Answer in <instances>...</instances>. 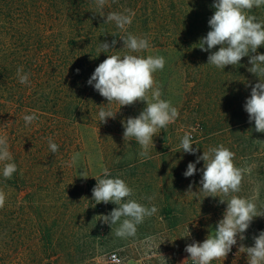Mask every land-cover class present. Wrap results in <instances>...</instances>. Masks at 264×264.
<instances>
[{
    "label": "trees",
    "instance_id": "obj_1",
    "mask_svg": "<svg viewBox=\"0 0 264 264\" xmlns=\"http://www.w3.org/2000/svg\"><path fill=\"white\" fill-rule=\"evenodd\" d=\"M213 3L105 0L101 8L97 0H0V137H7L12 155L11 161L0 162V191L6 196L0 208V264H54L57 231L49 226L43 207L35 206L39 205L36 198L54 191L51 179L59 176L60 168L70 160V149L76 143L75 126L82 113L92 116L101 109L111 111L112 102L87 83L95 68L107 55L145 57L144 50L130 52L123 47L120 39L134 32L154 33L155 47H178L197 34L207 35L208 21L215 11ZM126 10L134 16L124 30L114 21L105 22L109 13L129 15ZM249 14L264 22V5L254 7ZM114 39L115 48L104 52L102 42L111 44ZM257 53L264 54V46ZM248 59L223 69L230 83L227 103L216 116L201 121L203 135L192 137L193 148L199 150L195 154L182 151L178 167L183 180L184 163L190 157L195 162L203 151L223 145L234 153L235 166L244 170L237 196L254 199L259 214L264 213V142L258 140L264 141V133L255 131L254 121L249 122L244 110L251 94L249 84L258 82L248 71ZM21 67V75H28L27 84L19 81L17 70ZM33 114L36 119L26 124L24 117ZM86 120L93 122L92 118ZM182 132L189 131L184 128ZM49 138L59 146L56 153L50 150ZM7 162L17 166L11 178L3 176ZM165 200L169 208L160 213L161 222L172 228L187 223L188 215L168 197ZM216 200L220 204V199ZM37 213L38 219L34 216ZM261 231L264 216L253 219L244 233L245 240L254 244L253 237Z\"/></svg>",
    "mask_w": 264,
    "mask_h": 264
},
{
    "label": "rangeland",
    "instance_id": "obj_2",
    "mask_svg": "<svg viewBox=\"0 0 264 264\" xmlns=\"http://www.w3.org/2000/svg\"><path fill=\"white\" fill-rule=\"evenodd\" d=\"M132 35L148 40L145 57H164V68L153 73L154 89L159 88L160 99L169 101L179 115L174 123L156 133L147 156H141L143 149L135 138L124 140L123 122L128 117L138 116L146 107L145 102L121 107L113 101L110 109L116 115L108 118L107 123H101L98 114L82 113L75 126L76 143L70 149V160L60 168V175L51 179L54 191L36 198L39 205L35 206L43 207L49 226L57 231L58 253L52 259L54 264H113L109 260L112 253L120 256L121 264H165L163 257L167 264H193L185 252L186 245L203 242L208 235H214L218 221L223 218L226 204H218L216 199L227 197L219 194L220 198H205L206 194L199 190L203 165H196L197 172L191 177L184 176L183 180L178 167L183 156L180 145L185 133L182 129H188L191 137H200L203 135L201 121L216 116L215 112L227 103L230 83L225 71L207 64L208 56L219 46L202 51L198 43L206 35L197 34L178 47H155L152 32L138 31ZM148 99H152L151 91ZM86 118H92L93 122ZM77 153L79 157L73 163L72 158ZM194 160L192 156L184 165L187 167ZM101 165L109 170L110 178H121L132 189V196L126 200L134 199L148 208H157L155 214L137 225L133 236L119 237L116 235L119 222L109 225L101 221L100 215L109 214L117 207L115 204L97 206L92 203V189L96 184L93 177L101 175L103 178ZM82 171L89 178L80 177ZM189 185L192 192L188 191ZM166 197L188 215L187 223L172 228L161 222L160 213L169 208L165 206ZM38 215H34L36 219ZM188 229L191 236L186 237ZM240 244L253 245L238 236L237 244L226 259L213 260L211 264H247L246 253H238Z\"/></svg>",
    "mask_w": 264,
    "mask_h": 264
},
{
    "label": "clouds",
    "instance_id": "obj_3",
    "mask_svg": "<svg viewBox=\"0 0 264 264\" xmlns=\"http://www.w3.org/2000/svg\"><path fill=\"white\" fill-rule=\"evenodd\" d=\"M98 6L103 7L105 0H97ZM264 5V0H214L212 7L214 14L208 21L210 31L199 41V48L208 52L219 46L217 51L211 52L207 64L224 69L228 65H239L244 57H248L251 67L248 71L258 77V82L251 87L250 97L246 99L244 110L247 112L249 122L254 121L255 131L264 133V54L257 53V49L264 46V22H258L250 11ZM130 14L109 13L105 22H115L124 30L132 22L134 13ZM123 47L130 52H139L149 47L148 40L129 34L120 39ZM117 41L102 42L104 52L115 48ZM206 46V47H205ZM78 58V57H77ZM165 65L163 56H137L133 54L107 55L94 70L87 83L104 97L108 103L117 102L121 107L130 106L137 101L145 102L146 107L136 117H128L123 122V138H135L142 147L141 156H147L149 145H154L153 137L156 133L169 124L174 123L179 113L171 106L169 101L160 99L159 88L154 89L155 80L153 73L162 70ZM22 67L17 70L21 84L28 83V75L22 74ZM79 70H77L78 72ZM151 91L152 99H148ZM101 123H107V118H114L111 111L101 109L99 111ZM36 119L35 114L24 117L25 123L29 124ZM99 131V129H98ZM260 142H264L258 140ZM190 132H186L181 140L180 147L184 153L195 154L199 148H193ZM49 147L52 153L58 151V145L49 138ZM79 154L73 156L75 163ZM7 137H0V162L11 161ZM203 161L202 177L200 179V191L206 197H219L222 194L228 197L231 193H238L243 179V169L234 164V153L220 145L210 148L207 152L198 156L195 162H189L184 172L185 177H191L197 172L196 165ZM17 171L15 163H4L3 176L11 178ZM101 175L93 177L96 184L92 189V199L96 204L109 202L117 207L107 215H100L106 224H116L119 227L116 235L119 237L133 236L137 225L143 223L145 217H150L157 212V208H148L134 199H125L132 196V189L121 178H110L109 170L101 165ZM82 178H89L85 172L79 174ZM192 185L189 190L192 192ZM196 194L197 192H193ZM5 193L0 191V208L5 204ZM220 203H226L223 218L218 221L215 234L208 235L203 242L193 241L186 245L185 252L193 264H211L213 260L226 259L237 244V237L243 241L244 233L249 228L255 217L264 216L257 212L254 199L242 198L231 195L230 199H221ZM95 207V206H94ZM124 218L121 220V218ZM191 236L188 229L187 236ZM254 244L246 247L240 244L238 253H246L247 264H264V231L253 237ZM161 255V254H160ZM163 257V255H161ZM165 264L166 259L163 257Z\"/></svg>",
    "mask_w": 264,
    "mask_h": 264
},
{
    "label": "built area",
    "instance_id": "obj_4",
    "mask_svg": "<svg viewBox=\"0 0 264 264\" xmlns=\"http://www.w3.org/2000/svg\"><path fill=\"white\" fill-rule=\"evenodd\" d=\"M109 260L113 264H121V258L117 253H112L109 257Z\"/></svg>",
    "mask_w": 264,
    "mask_h": 264
}]
</instances>
